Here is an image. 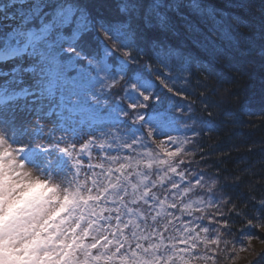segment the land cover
<instances>
[{
  "label": "trees",
  "instance_id": "trees-1",
  "mask_svg": "<svg viewBox=\"0 0 264 264\" xmlns=\"http://www.w3.org/2000/svg\"><path fill=\"white\" fill-rule=\"evenodd\" d=\"M25 4L71 179L20 251L0 238V264H264V0Z\"/></svg>",
  "mask_w": 264,
  "mask_h": 264
},
{
  "label": "rangeland",
  "instance_id": "rangeland-1",
  "mask_svg": "<svg viewBox=\"0 0 264 264\" xmlns=\"http://www.w3.org/2000/svg\"><path fill=\"white\" fill-rule=\"evenodd\" d=\"M23 3L0 0V218L6 204L23 201L33 189H40L42 198L17 225L0 229V238L8 236L13 247H20L41 219L62 205L71 179L50 133L53 108L42 99L37 83H32L31 67L25 65L27 56L20 44L29 34L18 28L24 24L21 11L27 5ZM91 63L96 69L103 67ZM81 78L89 80L87 74ZM66 141L69 138L64 135L57 142L64 145ZM256 247L264 252V243L257 242Z\"/></svg>",
  "mask_w": 264,
  "mask_h": 264
},
{
  "label": "clouds",
  "instance_id": "clouds-1",
  "mask_svg": "<svg viewBox=\"0 0 264 264\" xmlns=\"http://www.w3.org/2000/svg\"><path fill=\"white\" fill-rule=\"evenodd\" d=\"M21 247H22V246L18 247L17 250L20 251V250H21ZM49 250H51V251H55L54 249H49ZM49 250H46V251H49Z\"/></svg>",
  "mask_w": 264,
  "mask_h": 264
},
{
  "label": "bare ground",
  "instance_id": "bare-ground-1",
  "mask_svg": "<svg viewBox=\"0 0 264 264\" xmlns=\"http://www.w3.org/2000/svg\"><path fill=\"white\" fill-rule=\"evenodd\" d=\"M2 103H3V102H2V101H0V106L2 105Z\"/></svg>",
  "mask_w": 264,
  "mask_h": 264
}]
</instances>
